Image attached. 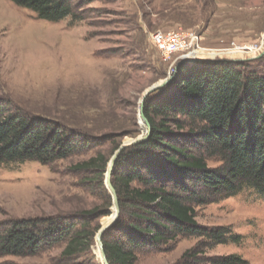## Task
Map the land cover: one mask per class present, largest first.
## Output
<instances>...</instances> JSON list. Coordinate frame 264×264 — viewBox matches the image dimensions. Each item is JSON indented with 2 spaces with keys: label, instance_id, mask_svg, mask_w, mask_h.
Returning <instances> with one entry per match:
<instances>
[{
  "label": "rangeland",
  "instance_id": "obj_1",
  "mask_svg": "<svg viewBox=\"0 0 264 264\" xmlns=\"http://www.w3.org/2000/svg\"><path fill=\"white\" fill-rule=\"evenodd\" d=\"M175 29L198 33L206 49L220 54L201 59L241 60L264 70V0H103L86 8L82 22L42 20L12 0H0V101L97 140L110 136L93 152L51 167L0 166V224L97 209L105 214L92 224L98 234L112 221L115 204L107 174L88 182L74 167L97 154L110 164L122 146L145 136L144 94L178 72L177 65L173 69L162 61L152 37ZM196 211L199 225L230 228L229 243L210 249L205 239L180 240L170 251L141 254L137 264H176L198 246L207 257L238 255L264 264L263 196L245 190ZM63 250L8 260L62 264ZM92 258L104 264L96 241Z\"/></svg>",
  "mask_w": 264,
  "mask_h": 264
},
{
  "label": "trees",
  "instance_id": "obj_2",
  "mask_svg": "<svg viewBox=\"0 0 264 264\" xmlns=\"http://www.w3.org/2000/svg\"><path fill=\"white\" fill-rule=\"evenodd\" d=\"M12 1L42 20L82 22L86 8L103 0ZM144 113L150 138L124 150L112 174L120 216L103 237L108 264H137L141 254L170 251L185 239H205L210 249L228 244L230 228L199 225L196 210L245 190L264 197V70L222 61L182 64L169 86L147 98ZM109 137L97 140L0 101V166L51 167L93 152ZM108 164L97 154L74 169L94 182L104 179ZM104 216L96 209L0 224V264L59 247L62 264H97L99 228L92 224ZM176 264L250 263L238 255L207 257L198 246Z\"/></svg>",
  "mask_w": 264,
  "mask_h": 264
},
{
  "label": "built area",
  "instance_id": "obj_3",
  "mask_svg": "<svg viewBox=\"0 0 264 264\" xmlns=\"http://www.w3.org/2000/svg\"><path fill=\"white\" fill-rule=\"evenodd\" d=\"M152 40L153 45L160 53L162 61L170 63L173 69L184 58L201 59L203 55L205 57H210L212 54L215 57L220 55L215 50L206 49L203 46L202 37L193 31L183 29L157 31Z\"/></svg>",
  "mask_w": 264,
  "mask_h": 264
},
{
  "label": "water",
  "instance_id": "obj_4",
  "mask_svg": "<svg viewBox=\"0 0 264 264\" xmlns=\"http://www.w3.org/2000/svg\"><path fill=\"white\" fill-rule=\"evenodd\" d=\"M203 61L214 62V60L187 59V58H184V59L180 60V62L177 64L176 69L178 70L179 67L182 64L195 63V62H203ZM222 62L242 63L244 61L236 60V61H222ZM172 80H173V77H170L164 84L159 85V86H156L154 88H151L150 90H148L144 94L143 99H142V102H141V113H140V116H141V119L145 122L146 127H147V131H146L145 136L143 138L137 140L134 143H131L129 145L122 146L116 152V154L113 156L112 160L110 161L109 168H108V172H107L106 184H107L108 188L110 189L111 194H112L113 199H114V204H115V217L112 219V221L110 223H108L106 226H104L99 231V233L96 236L97 248H99L101 250V252H102V260H103L104 264H108V261H107V257H106L105 251H104L103 237H104L105 233L111 227H113L117 223V221L119 219V216H120L119 199H118V195H117V192H116V190H115V188L113 186V181H112V174H113V170H114V167H115V163L118 160L119 156L123 153V151L126 150L128 147L134 146V145L139 144V143L146 142L150 138V136H151V125H150V122H149V120L147 119V117L145 116V113H144L145 102H146L147 98L150 95H152L156 91L161 90L164 86L168 85Z\"/></svg>",
  "mask_w": 264,
  "mask_h": 264
},
{
  "label": "bare ground",
  "instance_id": "obj_5",
  "mask_svg": "<svg viewBox=\"0 0 264 264\" xmlns=\"http://www.w3.org/2000/svg\"><path fill=\"white\" fill-rule=\"evenodd\" d=\"M101 251V250H100ZM102 253V252H101Z\"/></svg>",
  "mask_w": 264,
  "mask_h": 264
}]
</instances>
